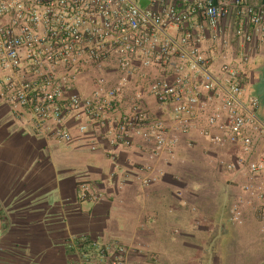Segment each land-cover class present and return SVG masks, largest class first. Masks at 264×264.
I'll return each mask as SVG.
<instances>
[{
  "label": "crops",
  "instance_id": "0c3cea01",
  "mask_svg": "<svg viewBox=\"0 0 264 264\" xmlns=\"http://www.w3.org/2000/svg\"><path fill=\"white\" fill-rule=\"evenodd\" d=\"M228 38L230 48L214 52L216 66L237 67L243 101L257 98L264 122V56ZM243 55L250 60L242 63ZM20 77L10 70L0 77V264H68L76 259L69 244L82 236L119 243L126 264H264V203L246 190L260 176L227 169L239 158H264V141L250 154L239 144L217 145L200 134H218L205 114L186 134L170 129L167 138L176 144L150 159L140 140L124 148L97 138L128 111L127 103L103 124L65 116L60 129L71 135L67 143L53 122L39 124L27 108L9 102L5 81ZM91 89V80L76 83L80 94ZM146 107L170 124V111L152 99ZM81 124L88 126L85 135L77 131ZM144 165L161 173L149 186L136 180ZM82 187L92 198L81 199Z\"/></svg>",
  "mask_w": 264,
  "mask_h": 264
},
{
  "label": "built area",
  "instance_id": "2783aa9c",
  "mask_svg": "<svg viewBox=\"0 0 264 264\" xmlns=\"http://www.w3.org/2000/svg\"><path fill=\"white\" fill-rule=\"evenodd\" d=\"M230 36L264 56V4L0 0V77L6 70L20 74V79L5 81L9 102L27 108L39 124L53 122L58 138L67 143L72 137L60 129L65 116L76 113L103 124L128 103V111L97 137L100 141L130 148L140 140L154 159L176 144L167 138L170 129L186 134L207 114L208 127L218 134L202 131V136L217 145L239 144L250 154L264 141V122L256 114L258 99L243 101L237 67L216 66L214 52L224 54ZM249 60L241 57L242 63ZM154 71L159 75L151 78ZM82 78L92 82L88 94L75 90ZM147 99L170 111L169 125L150 114ZM77 131L85 135L89 129L81 124ZM237 167L260 176V183L246 190L264 203V158L248 163L239 158L227 169ZM159 176L152 165H144L136 180L149 186ZM90 198L82 187L81 199ZM69 247L76 250V259L68 264L127 262V250L116 242L102 244L82 236Z\"/></svg>",
  "mask_w": 264,
  "mask_h": 264
},
{
  "label": "trees",
  "instance_id": "16d2710c",
  "mask_svg": "<svg viewBox=\"0 0 264 264\" xmlns=\"http://www.w3.org/2000/svg\"><path fill=\"white\" fill-rule=\"evenodd\" d=\"M259 100H261V101H263L264 102V100H262V98H259ZM256 114L258 115V109L256 110ZM259 116V115H258ZM260 117V116H259Z\"/></svg>",
  "mask_w": 264,
  "mask_h": 264
}]
</instances>
